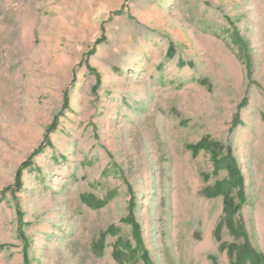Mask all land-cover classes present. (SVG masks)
Returning a JSON list of instances; mask_svg holds the SVG:
<instances>
[{
	"label": "rangeland",
	"instance_id": "rangeland-1",
	"mask_svg": "<svg viewBox=\"0 0 264 264\" xmlns=\"http://www.w3.org/2000/svg\"><path fill=\"white\" fill-rule=\"evenodd\" d=\"M0 264H264V0H0Z\"/></svg>",
	"mask_w": 264,
	"mask_h": 264
},
{
	"label": "trees",
	"instance_id": "trees-1",
	"mask_svg": "<svg viewBox=\"0 0 264 264\" xmlns=\"http://www.w3.org/2000/svg\"><path fill=\"white\" fill-rule=\"evenodd\" d=\"M117 14H120V12H116L114 15L117 16ZM231 41L232 43H234V45H236L238 47V49L240 50V56L244 57L245 60L247 61V54H248V45L246 43V41H244L238 33H233L232 37H231ZM46 143L49 144V137H46ZM211 145V146H210ZM209 143H203L201 142V144H199L198 146L194 147V153L199 152L200 150H210L212 152V157L213 160L215 161L214 163H216V165H218V167L220 165L224 166L229 172H230V178L231 180L229 182H222L221 184H219L217 187H215L214 189H212L210 192L209 190H207V195L208 196H219V195H223V199H224V212L227 214L230 213V215L232 214V209H231V205H232V199L229 198V190H231L232 188L235 190V188H241L242 185V179L240 176L239 171L236 170V167L233 163V159L231 160V157L229 155H226V157L224 158H220L218 159L217 155L218 153H220L221 150V145H216V144H210ZM216 151L218 153H216ZM18 179L20 178V173L17 174ZM5 194V193H4ZM3 194V195H4ZM239 197H242L241 192L239 191ZM92 204V202H91ZM128 221V220H127ZM134 228L136 229V225H134ZM134 229V230H135ZM135 240L136 242H139V237L135 236Z\"/></svg>",
	"mask_w": 264,
	"mask_h": 264
}]
</instances>
